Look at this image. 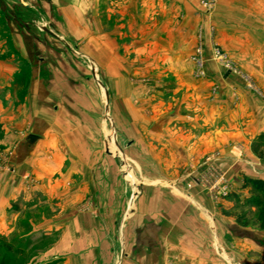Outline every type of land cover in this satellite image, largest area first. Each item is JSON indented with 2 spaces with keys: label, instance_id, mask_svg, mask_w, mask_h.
I'll return each mask as SVG.
<instances>
[{
  "label": "rangeland",
  "instance_id": "obj_1",
  "mask_svg": "<svg viewBox=\"0 0 264 264\" xmlns=\"http://www.w3.org/2000/svg\"><path fill=\"white\" fill-rule=\"evenodd\" d=\"M3 4L22 62L0 115V264H188L180 234L206 264H264L241 189L264 179V0Z\"/></svg>",
  "mask_w": 264,
  "mask_h": 264
},
{
  "label": "crops",
  "instance_id": "obj_2",
  "mask_svg": "<svg viewBox=\"0 0 264 264\" xmlns=\"http://www.w3.org/2000/svg\"><path fill=\"white\" fill-rule=\"evenodd\" d=\"M15 0H0V16L4 12V4L3 2H10L14 3ZM18 1V0H16ZM28 9V7H27ZM20 28L18 25H10L9 22L6 23L0 19V115L7 113L6 112V107L4 106V99L6 97H10V91L9 90H14L13 85L14 82L18 79L19 77V72H20V66H21V58H20V50L22 49L20 44L15 41H8V39L4 38V34L10 33L12 35L19 34L21 32ZM6 91H7V96H6ZM36 93V92H35ZM33 93V94H35ZM34 96V95H32ZM14 98L13 96H11ZM31 97V96H30ZM8 100V99H7ZM16 104L13 103L12 101V114L15 115L16 112L19 111V105L15 106ZM16 107V108H15ZM34 110L32 111L34 114L36 112L41 113L42 108L36 110V105H34ZM16 110V111H15ZM49 110V109H48ZM48 110L44 109V113H46ZM6 119L5 117H0V124L5 123ZM4 128V126L2 127ZM204 143H208L207 141ZM7 184V183H6ZM149 211H146V213ZM164 236V235H162ZM189 237V236H188ZM163 239L165 237H162ZM186 238V237H185ZM182 241L181 234L179 236V239H177L178 244H175L174 251L177 253L175 256L178 257V263L181 260V257L188 258L189 263L188 264H206L201 257L200 253L197 252L195 249V246L190 244L189 242L192 241V237L190 236V240L187 241V239ZM162 241V240H161ZM187 241V242H186ZM188 243V244H187ZM145 252V251H143ZM166 257L165 255V250L155 251L154 248L148 250L145 253H142L141 259H136L135 261L133 260H126L124 264H166ZM192 259V260H191ZM176 264V263H175Z\"/></svg>",
  "mask_w": 264,
  "mask_h": 264
},
{
  "label": "trees",
  "instance_id": "obj_3",
  "mask_svg": "<svg viewBox=\"0 0 264 264\" xmlns=\"http://www.w3.org/2000/svg\"><path fill=\"white\" fill-rule=\"evenodd\" d=\"M253 150L259 157H264V133L260 134L253 143ZM250 188L252 195L246 202L259 209V220L264 225V179L246 177L241 189Z\"/></svg>",
  "mask_w": 264,
  "mask_h": 264
},
{
  "label": "built area",
  "instance_id": "obj_4",
  "mask_svg": "<svg viewBox=\"0 0 264 264\" xmlns=\"http://www.w3.org/2000/svg\"><path fill=\"white\" fill-rule=\"evenodd\" d=\"M225 194V193H224ZM225 195H227V194H225Z\"/></svg>",
  "mask_w": 264,
  "mask_h": 264
}]
</instances>
